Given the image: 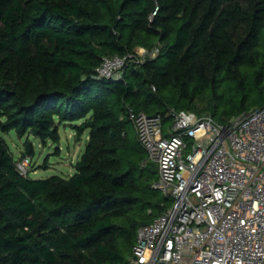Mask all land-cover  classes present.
<instances>
[{
	"label": "trees",
	"instance_id": "1",
	"mask_svg": "<svg viewBox=\"0 0 264 264\" xmlns=\"http://www.w3.org/2000/svg\"><path fill=\"white\" fill-rule=\"evenodd\" d=\"M137 44L158 51L139 59ZM263 92L264 0H0V264H131L137 228L169 203L130 111L167 124L202 100L223 122ZM78 120L73 173L18 171L3 133L57 142Z\"/></svg>",
	"mask_w": 264,
	"mask_h": 264
},
{
	"label": "built area",
	"instance_id": "2",
	"mask_svg": "<svg viewBox=\"0 0 264 264\" xmlns=\"http://www.w3.org/2000/svg\"><path fill=\"white\" fill-rule=\"evenodd\" d=\"M131 54L103 57L99 76L118 72ZM130 111L137 139L157 165L153 187L170 203L140 225L131 264H264V106L220 122L171 109ZM31 155L16 167L31 173Z\"/></svg>",
	"mask_w": 264,
	"mask_h": 264
},
{
	"label": "rangeland",
	"instance_id": "3",
	"mask_svg": "<svg viewBox=\"0 0 264 264\" xmlns=\"http://www.w3.org/2000/svg\"><path fill=\"white\" fill-rule=\"evenodd\" d=\"M134 52L137 54L139 59H143L146 56H154L158 48L155 47L152 50L142 44H137L133 48ZM251 104L257 103L260 104L264 102V92L263 94H256V96L248 95ZM207 104L202 100L195 101V107L193 111L198 114H206L209 110L206 108ZM227 108L225 106H219L215 114V118L219 119L222 113L225 112ZM234 114H226L228 119L233 118ZM225 120V121H226ZM171 119L167 121V126L171 123ZM76 122H64L58 125V134L59 139L57 142H54L50 139L43 141L41 138L24 134L19 136L15 130H10L9 132L3 133L6 142L10 150L18 156H21L23 153H27V144L30 142L33 148L32 154V163L31 167V176L33 177H47L52 174H59L63 176H68L75 170V164L80 157L81 153L85 148V144L88 138L87 131L78 135L76 130L73 127V124ZM29 154V153H27ZM30 155V154H29ZM152 162V161H151ZM152 164L157 168L156 163ZM157 197L163 198L164 193L160 190L155 191ZM170 203L169 199L167 200Z\"/></svg>",
	"mask_w": 264,
	"mask_h": 264
},
{
	"label": "water",
	"instance_id": "4",
	"mask_svg": "<svg viewBox=\"0 0 264 264\" xmlns=\"http://www.w3.org/2000/svg\"><path fill=\"white\" fill-rule=\"evenodd\" d=\"M146 224V222H143L142 225Z\"/></svg>",
	"mask_w": 264,
	"mask_h": 264
}]
</instances>
